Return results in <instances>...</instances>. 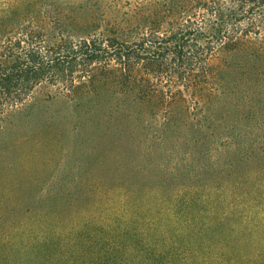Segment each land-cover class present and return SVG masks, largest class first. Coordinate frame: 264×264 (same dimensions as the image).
<instances>
[{
  "label": "trees",
  "instance_id": "16d2710c",
  "mask_svg": "<svg viewBox=\"0 0 264 264\" xmlns=\"http://www.w3.org/2000/svg\"><path fill=\"white\" fill-rule=\"evenodd\" d=\"M52 3L62 8L40 16V6ZM41 84L53 91L33 98ZM44 105L53 115L39 124L76 128L75 135L96 131L99 142L81 160L84 173L68 183H90L107 203L109 223L101 215L93 221L102 238L164 237L187 247L182 264H208L211 229L226 223L216 260L240 264L229 260L239 255L242 263L264 264V250L254 261L242 258L251 254V218L237 220V198L218 185L264 155V0H0V157ZM86 136L75 141L86 145ZM107 144L114 152L108 172ZM98 170L106 176L98 179ZM148 183L177 189L144 216L151 191L165 192L143 189ZM64 189L47 196L69 200L73 192ZM42 227H17L26 237L8 243L14 261L0 251V264H53L54 256L37 255L52 242ZM106 240L116 241L99 247Z\"/></svg>",
  "mask_w": 264,
  "mask_h": 264
},
{
  "label": "rangeland",
  "instance_id": "374dc122",
  "mask_svg": "<svg viewBox=\"0 0 264 264\" xmlns=\"http://www.w3.org/2000/svg\"><path fill=\"white\" fill-rule=\"evenodd\" d=\"M60 8H62L60 3L40 6L39 14L42 17H52ZM73 15L79 19L86 17L83 10H76ZM51 90L53 91V88L41 84L33 92V98L45 97L46 91ZM44 106V112L37 115L39 117L36 123L33 122L27 128L19 127L15 131L14 139H17L12 141L14 145L9 147L8 154L0 157V251L8 255L10 261H14L17 251L6 249V247L9 242L25 238L24 228L19 232L17 227L21 228L29 224L34 229H41V226H44L42 229L45 230L46 235H53L48 238L52 241L49 248H44V253L37 254L38 256H54L53 264H73V262L77 264H182L181 259H184L187 254V247L184 244L173 245L164 237L153 236L150 239L146 237L141 239L140 235L128 233L108 237L105 233L102 238L96 232L93 221L98 215L103 216L104 220L101 221L105 226L109 223L107 203L98 201L93 190H90L96 188L91 187L90 183L84 187H81L80 183H75V186L68 183L72 176H80L84 173L81 160H84L85 155H92V149L99 142V139L93 138L96 131L93 132L88 128L78 129L75 135L76 128L41 125L40 121L46 118L47 121L51 120L50 116L54 111L52 106ZM83 135H87L86 145H80L79 141H75V137ZM58 136H65V140L60 144H57ZM100 141L106 142L101 139ZM103 147L106 148L104 157L107 156V162L103 158L102 164L108 172V165L106 166L109 163L108 155L109 152L110 154L114 152L110 150L109 144ZM93 159L94 157L91 156L90 161ZM101 171L103 170H98L96 173L98 179H101L99 172L102 176H106V173ZM105 184L107 188L103 189H112L111 182H105ZM220 184L223 185L228 196L237 198L240 205L237 220L241 219V215L242 219L245 215L251 218V254H243L242 258L251 256L254 261L264 250V155L260 154L249 164L237 165L232 172L219 178L218 185ZM157 186L159 184L154 187L151 183L143 186V189L165 190V192L159 190L164 195L162 198L151 191V195L148 196L150 205L142 206L144 216L153 215L155 210L164 203L160 201L166 199L169 193L173 194L172 190L177 189V184L164 183L162 188ZM63 188H65L64 191L73 192L69 200H51L50 196L48 198L49 190L63 191ZM86 189H89L87 195L80 194ZM75 196L79 197L76 200V206L72 201ZM244 224L245 221L242 224L245 228ZM226 227V223L223 225L217 223L211 229L213 241H210L213 251L208 255L212 256L213 261L211 260L208 264H227V259L222 263L216 260L223 248ZM82 231L85 233L81 235ZM218 236L220 239L216 242L214 239H218ZM31 237L35 238V235L32 234ZM104 238H115L116 241L109 244L106 240L102 244L104 247L102 245L99 247L97 242L105 240ZM229 260L245 264L242 263L243 259L239 255L231 256ZM259 263L262 264L261 261Z\"/></svg>",
  "mask_w": 264,
  "mask_h": 264
}]
</instances>
